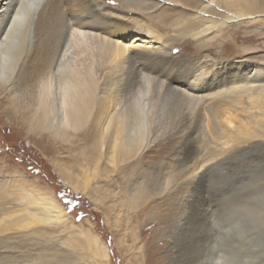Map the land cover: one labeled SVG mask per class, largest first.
<instances>
[{
	"label": "rangeland",
	"instance_id": "1",
	"mask_svg": "<svg viewBox=\"0 0 264 264\" xmlns=\"http://www.w3.org/2000/svg\"><path fill=\"white\" fill-rule=\"evenodd\" d=\"M188 1L193 4V0ZM228 1L231 3L228 9L211 0L198 2L200 8L208 6V11L202 13L205 17L216 15L214 18L221 19L239 10L253 15L241 21L231 20L196 38L187 36L194 23L180 22L182 17L186 18L184 13H170L166 8L152 12L155 16L147 12L151 16L148 23L164 37L184 36L174 44L172 55L177 57L175 66L183 62L190 66V80L185 89L190 94L197 93L201 84L221 71L216 70L221 63L236 61L264 66V10L244 6L240 0ZM107 3L113 8L111 11H126L136 22L146 20L144 9H136L135 1L131 3L134 9L125 5L120 8L116 0ZM167 3L185 10L175 0ZM210 10L222 15H210ZM196 13L193 9L190 12L193 16ZM33 49L24 47L17 51L13 68L5 81L0 82V213L9 214L0 222V263L31 264L41 254L55 259L50 261L52 264H68V253L71 264H104L101 261L107 245L109 257H104L105 264H212L216 257L222 264L226 261L223 256L228 254L233 256L234 264H264V218L250 212L263 197L259 192L264 186V147L254 145L263 137H245L247 142L243 145L250 149L233 156L224 168L205 180L197 179L189 192L184 193V168L180 163L185 152L181 151L180 138L173 136V113L167 111L162 122L171 126L160 129L163 132L158 134L163 136H158L138 156L113 166L106 154L95 168L88 152L87 132L94 126L98 64L91 81L92 95L95 93L91 104L72 122L62 117L59 133L52 125L36 126L33 114L38 109L39 87L34 68L37 51ZM189 105L192 107L190 102ZM73 127L79 131L73 133ZM258 134L264 135L255 133ZM112 136V132L108 134V141ZM209 146L217 148L215 144ZM201 156L206 162L211 158L207 149ZM84 178L90 179L85 193L71 184L83 182ZM128 178L135 184L146 183V190L152 191V195L142 202L131 201ZM34 197L39 200L38 205L48 202L62 206L68 216L57 219L46 215V209L27 205ZM203 197L212 202L211 212L215 214L221 241L211 240L209 212L205 213L200 203ZM183 198L192 202L184 205ZM233 203L243 208L237 210ZM34 216L41 221L31 228L22 227ZM238 223V230H227ZM90 237L96 239L94 244L90 243ZM242 246L248 250L245 258ZM97 248L102 255L96 254Z\"/></svg>",
	"mask_w": 264,
	"mask_h": 264
},
{
	"label": "bare ground",
	"instance_id": "2",
	"mask_svg": "<svg viewBox=\"0 0 264 264\" xmlns=\"http://www.w3.org/2000/svg\"><path fill=\"white\" fill-rule=\"evenodd\" d=\"M134 1L138 3L136 9H144L143 18L146 20H142V23L134 21L126 11H111L113 8L107 0H0V82L7 78L17 51L24 47L29 51L36 49L37 56L33 63L37 71L35 80L39 97L38 109L33 116L37 127L52 125L60 133L62 117L74 120L91 104L95 94L92 95L91 81L98 64L99 88L95 95L94 126L87 132L88 152L95 168L101 165L106 154L113 166L138 156L158 136H163L158 134L163 132L160 129L171 126L162 121L172 111L175 127L173 136L180 138L181 151L185 152L180 163L181 168H184L182 189L184 193L189 192L197 179L205 180L218 169L224 168L233 156L250 149V146L243 145L247 142L245 137H263L254 145L264 147V135H255L264 133V66L260 68L236 61L221 63L216 70H222L216 71L208 82L203 81L205 83L199 86L201 88L197 93L190 94L185 90L190 80V66L185 62L175 66L173 63L177 57L172 55L174 44L184 36L164 37L148 23L151 16L147 12L154 13L159 8H166L170 13H184L186 18L182 17L180 22L194 23L193 29L187 34L194 38L209 34L217 26L231 20L248 19L253 14L239 10L232 12V15H223L221 19L214 18L216 15L205 17L202 13L208 11V6L200 8L199 0H193V4L188 0H175L185 10L166 5L168 1L174 0H164V4L162 0H116V3L120 8L128 6V9H134ZM211 1L226 9L231 4L228 0ZM240 2L247 7L264 10V0ZM192 9L197 12L195 16L190 14ZM209 12L210 15H222L211 10ZM170 20L175 22L176 18ZM188 102L192 107L188 106ZM252 124L255 126L252 127ZM73 128V133L79 131ZM111 132L113 136L108 141ZM210 143L217 148H210ZM205 149L211 157L208 162L201 156ZM81 182L79 180L71 184L75 190L80 189L85 193L90 186V179L84 178L82 185L78 186ZM128 182L131 183L128 188L134 203L144 201L152 192L146 190V183L135 184L130 178ZM259 194L263 196L262 200L252 206L254 208H250V212L264 218V186ZM30 199L27 205L46 209L48 216L57 219L68 216L58 204L42 202L38 205L36 197ZM183 202L187 205L192 201L183 198ZM200 203L205 213L209 212L208 220L213 230L211 240L221 241L215 214L211 212L212 202L203 197ZM233 208L239 210L243 207L237 203ZM8 216L6 211L0 213V222ZM38 221L41 218L34 216L22 227L31 228ZM239 225L230 226L227 230L236 231ZM89 241L94 244L96 239L90 237ZM104 250L101 263L105 264L109 257L107 245H104ZM247 252L246 246L243 247L242 258L246 257ZM96 254L102 255L98 248ZM223 258L226 261L222 264H234L231 254ZM50 261L56 260L52 261L40 254L37 261L31 264H52ZM66 261L72 263L68 253ZM218 261L216 257L212 264H221ZM242 262L245 263V259Z\"/></svg>",
	"mask_w": 264,
	"mask_h": 264
}]
</instances>
